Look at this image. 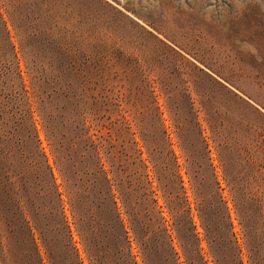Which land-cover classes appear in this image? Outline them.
<instances>
[{"label": "rangeland", "instance_id": "1", "mask_svg": "<svg viewBox=\"0 0 264 264\" xmlns=\"http://www.w3.org/2000/svg\"><path fill=\"white\" fill-rule=\"evenodd\" d=\"M157 171L163 182L182 176L200 264L199 255L264 264V0H0V230L10 263L28 264L34 247L25 217L46 264L66 263L62 218L80 264H92L72 200L110 248L105 264H127L107 224V175L137 263L187 264ZM201 200L222 201L230 216L216 256ZM164 225L174 251L161 244ZM132 227L148 230L146 246Z\"/></svg>", "mask_w": 264, "mask_h": 264}, {"label": "trees", "instance_id": "2", "mask_svg": "<svg viewBox=\"0 0 264 264\" xmlns=\"http://www.w3.org/2000/svg\"><path fill=\"white\" fill-rule=\"evenodd\" d=\"M56 142V139H52V143L54 144ZM61 145L56 144L55 145V151L57 153H61ZM64 158V156H61V159ZM61 161V160H60ZM62 162V161H61ZM176 168L178 170V162L175 161ZM48 168H51L49 165ZM51 170V169H50ZM61 172L67 173L66 170L60 169ZM157 177L158 180L161 182L160 188L163 191V196L165 197V201L167 204V207L169 209V212L171 214V218L173 219L172 223V229L174 232L177 233V236L179 238V241L185 251L187 252V264H200L201 261L195 258V254L200 252V241L201 238L199 236V233L197 232V226L196 222L194 221L192 207L190 204L186 203L187 199L185 197V189L183 185L182 176L176 172L175 179L168 182H163L161 180L160 174H158L157 171ZM106 181L109 183V190L107 191L109 193V198L112 202V215L110 216V221L107 223L112 229H115L113 232V236L117 239V242L114 243V248L116 250V253H119V260H122L123 262H126L127 264H138L135 255L132 253L130 248V240H129V231L127 230V227L123 221V218L121 216V213L119 211V208L117 206V201L115 199V194L112 190V183L111 179L105 176ZM69 179L67 178L66 181ZM69 185V183H68ZM55 191L60 196L61 194L58 192L57 186H55ZM72 191V190H71ZM104 201L100 203V205H104ZM61 205V204H60ZM71 206L73 207V212L76 218V224L79 230V235L82 238V241L85 245V249L87 254L89 255V259L92 264H105L106 259L105 253L111 251L110 248L106 249L105 251L100 249L101 239L95 234V228L94 226L91 227V225H86L84 223V212L83 207L78 206L74 203V201L71 200ZM198 214L199 217L202 220V225L205 228L206 231V240L209 243L211 247V252L213 255H218V251L220 250L219 244L220 242L225 241V238H227V233L224 229L225 222H229L230 216L227 211V208L225 205L221 202H210L209 204H205L203 200H201L198 203ZM133 212H129V215H132ZM162 219L165 220L164 217ZM149 220L151 218L149 217ZM2 219L0 218V222ZM24 221L27 224V233L26 238L30 239L33 243L34 247L32 250L27 251L28 254V264H46L44 261V257L41 254V250L37 244L36 241V232L34 229H38L35 225L31 226L29 225L30 221L27 220L24 217ZM112 221L115 223L112 224ZM136 218H131V224H135ZM117 225V226H116ZM2 226V225H1ZM0 226V228H1ZM58 227H60V233H59V241L61 242L62 247V253L60 254L63 258L66 259L65 264H73L74 261H76V264H80L82 261L81 256L78 252V249L72 245L71 243V230L70 226L66 219L62 218V224H59ZM117 227V228H114ZM150 225L145 227V229H149ZM133 232L135 235L140 237V241H142L143 245H147V243L144 241L145 237L148 235V230H145L144 236L138 233L137 228H133ZM161 232L163 234L161 244L162 246H169L174 251L172 244V236L173 232L170 231L167 225H164L161 229ZM5 238V239H4ZM6 241V236L3 234L0 230V255L3 258L4 264H11L10 258L8 255V249L6 246V243L3 242ZM7 249V251H6ZM199 254V253H198ZM176 260H178L179 256L176 252ZM200 259L202 258L203 264H208L207 260H204L201 255ZM145 256L144 261H148V258ZM167 259H169V256H166ZM236 259V258H235ZM49 261H51V264H54L52 262V259L49 258ZM217 264H224L220 262V258H216ZM180 264V263H178ZM233 264H242L240 260L235 261Z\"/></svg>", "mask_w": 264, "mask_h": 264}]
</instances>
